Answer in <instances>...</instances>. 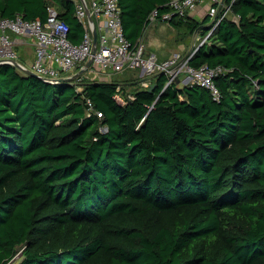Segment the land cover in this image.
<instances>
[{
	"label": "trees",
	"instance_id": "16d2710c",
	"mask_svg": "<svg viewBox=\"0 0 264 264\" xmlns=\"http://www.w3.org/2000/svg\"><path fill=\"white\" fill-rule=\"evenodd\" d=\"M166 1L119 0L129 40ZM49 5L79 42L71 0H0V17ZM232 13L189 60L222 68L219 100L196 82L162 91L163 73L149 90L139 74L48 82L0 64V264H264V0ZM209 21L168 22L184 38Z\"/></svg>",
	"mask_w": 264,
	"mask_h": 264
},
{
	"label": "built area",
	"instance_id": "2783aa9c",
	"mask_svg": "<svg viewBox=\"0 0 264 264\" xmlns=\"http://www.w3.org/2000/svg\"><path fill=\"white\" fill-rule=\"evenodd\" d=\"M71 1L75 15L83 26L79 42L71 40L69 23L60 16L55 5L47 7L46 20L26 19L21 13L0 17V62L12 64L25 74L32 70L48 82L69 80L78 83L84 78L111 82L115 80L114 73L137 69L139 84L144 89L156 85V76L163 73L167 79L162 91L174 82L182 85L196 82L208 87L215 99H220L221 92L214 76L222 68L208 64L194 66L189 62L200 45L189 52L175 50L168 57L159 59L154 52L147 50L143 38L132 42L125 35L119 0ZM234 1L167 0V10L160 12L159 7L152 10L149 25L157 20L168 22L174 15L193 16L204 2L211 25L206 34L207 40L223 18L232 14L238 20L239 16L232 13ZM31 40L35 45V55L32 62H24L16 47L30 44ZM120 87L118 85L117 89L120 90ZM129 97L134 95L130 93ZM115 98L125 102L120 92ZM87 104L89 112L101 115L90 98H87Z\"/></svg>",
	"mask_w": 264,
	"mask_h": 264
},
{
	"label": "rangeland",
	"instance_id": "374dc122",
	"mask_svg": "<svg viewBox=\"0 0 264 264\" xmlns=\"http://www.w3.org/2000/svg\"><path fill=\"white\" fill-rule=\"evenodd\" d=\"M195 17L197 19H201L203 16L201 14H196ZM157 22V24H155ZM206 36H202L199 33H195L193 35H187L184 38L182 34L178 32L172 25L167 21L157 20L151 25L148 26L145 34L143 36V40L145 42L146 48L149 52L157 51L164 54V56L171 55L173 51L180 50L182 44H185V51L191 50L192 48L201 45L205 40ZM22 56L21 53H25L27 46L21 45L16 47ZM24 62H28V60L23 57L20 58ZM114 79L123 80V78L137 76L138 71H123L119 73H114ZM187 81V80H186ZM185 82V81H184ZM182 85V84H180ZM79 89L81 88L78 85ZM102 129H105V125L100 126Z\"/></svg>",
	"mask_w": 264,
	"mask_h": 264
},
{
	"label": "crops",
	"instance_id": "0c3cea01",
	"mask_svg": "<svg viewBox=\"0 0 264 264\" xmlns=\"http://www.w3.org/2000/svg\"><path fill=\"white\" fill-rule=\"evenodd\" d=\"M206 4L203 2L201 5H200V7H198L197 8V10H196V12H195V14H193V17H195V15L196 14H201V16H206ZM202 17V18H203ZM196 18V17H195ZM197 19V18H196ZM155 24H157V22L155 23ZM24 46H27V50L26 51H24L25 53H21L22 54V57L24 58V59H26V60H28V61H30V62H32V60H33V58H34V55H35V45H34V42L31 40V42H30V44H27V45H24ZM185 48H186V46H185V44H182L181 45V47L179 48L180 50H184L185 51ZM152 52H154L156 55H157V57L159 58V59H164V58H166V57H168V56H164V54L163 53H161L160 51L159 52H157V51H152Z\"/></svg>",
	"mask_w": 264,
	"mask_h": 264
},
{
	"label": "water",
	"instance_id": "95a60500",
	"mask_svg": "<svg viewBox=\"0 0 264 264\" xmlns=\"http://www.w3.org/2000/svg\"><path fill=\"white\" fill-rule=\"evenodd\" d=\"M2 63H4V62H0V64H2ZM29 72V74H32V75H36V76H38L34 71H32V70H29L28 71ZM154 88H155V85H152L150 88H149V90H154Z\"/></svg>",
	"mask_w": 264,
	"mask_h": 264
}]
</instances>
